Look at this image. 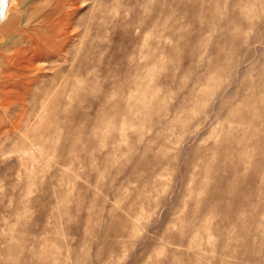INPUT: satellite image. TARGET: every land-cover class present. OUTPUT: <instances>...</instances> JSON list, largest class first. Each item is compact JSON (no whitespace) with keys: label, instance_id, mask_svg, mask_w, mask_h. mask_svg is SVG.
Returning <instances> with one entry per match:
<instances>
[{"label":"rangeland","instance_id":"374dc122","mask_svg":"<svg viewBox=\"0 0 264 264\" xmlns=\"http://www.w3.org/2000/svg\"><path fill=\"white\" fill-rule=\"evenodd\" d=\"M0 264H264V0H16Z\"/></svg>","mask_w":264,"mask_h":264},{"label":"bare ground","instance_id":"6f19581e","mask_svg":"<svg viewBox=\"0 0 264 264\" xmlns=\"http://www.w3.org/2000/svg\"><path fill=\"white\" fill-rule=\"evenodd\" d=\"M15 2H16V0H6V6L4 9V18L2 20H0V27L8 19L11 7H13Z\"/></svg>","mask_w":264,"mask_h":264},{"label":"clouds","instance_id":"9594fccd","mask_svg":"<svg viewBox=\"0 0 264 264\" xmlns=\"http://www.w3.org/2000/svg\"><path fill=\"white\" fill-rule=\"evenodd\" d=\"M5 6H6V0H0V20L4 18Z\"/></svg>","mask_w":264,"mask_h":264}]
</instances>
